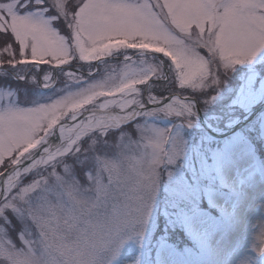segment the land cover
<instances>
[{"label":"snow or ice","instance_id":"1","mask_svg":"<svg viewBox=\"0 0 264 264\" xmlns=\"http://www.w3.org/2000/svg\"><path fill=\"white\" fill-rule=\"evenodd\" d=\"M0 34V264H111L154 182L117 136L172 113L173 75L193 89L212 77L198 48L225 67L250 62L264 49V0H0ZM10 80L32 85L25 106ZM145 138L167 154V133Z\"/></svg>","mask_w":264,"mask_h":264},{"label":"rangeland","instance_id":"2","mask_svg":"<svg viewBox=\"0 0 264 264\" xmlns=\"http://www.w3.org/2000/svg\"><path fill=\"white\" fill-rule=\"evenodd\" d=\"M191 32L195 38L194 26ZM197 51L212 59V77L193 89L180 88L173 75L164 92V98L180 95L196 102L183 100L181 104L190 107L182 115L175 114L180 106L175 103L171 114L157 110L128 123L122 128L123 137L116 138L117 144L137 147L130 158L152 165L154 182L142 224L123 238L111 264H264V254L259 252L264 247V110L223 138L205 129L196 110L197 103L207 126L223 133L261 105L264 49L250 62L230 67L218 56L210 57L205 48ZM152 55L170 63L162 53ZM112 64L117 74L123 71L122 62L113 60ZM21 83L12 87L19 89L20 104L25 106L31 99L26 90L32 85ZM138 87L146 101V86ZM161 91L163 87L154 86L152 94L159 96ZM159 133H167L168 143L161 145L167 154L148 146L145 137L155 141ZM104 158L113 160L115 156ZM156 159L159 162L153 164ZM212 195L226 205L214 206ZM170 235H176L177 241H170ZM15 243L23 246L19 240Z\"/></svg>","mask_w":264,"mask_h":264},{"label":"water","instance_id":"3","mask_svg":"<svg viewBox=\"0 0 264 264\" xmlns=\"http://www.w3.org/2000/svg\"><path fill=\"white\" fill-rule=\"evenodd\" d=\"M174 95H171V96H168L166 98H164V102L165 103H168L171 101V98L173 97ZM178 96L179 98H181L182 100H191V101H194L196 102L195 98L193 97H182L180 95H176ZM196 110L197 112L199 113L200 115V120H201V123L202 125L205 127V129L211 134L213 135L214 137L216 138H223L225 137L226 135H229L231 133H233L234 131L238 130L240 127H242L243 125H245L248 121H250L256 114H258L260 111L264 110V102L259 105L258 107L254 108L251 112H249V114H247L245 117L241 118L239 121H237L231 128H229L227 131L223 132V133H217L215 132L210 126H207L205 120L203 119L202 117V112H201V109L199 108L198 104L196 103ZM131 123V122H129Z\"/></svg>","mask_w":264,"mask_h":264},{"label":"bare ground","instance_id":"4","mask_svg":"<svg viewBox=\"0 0 264 264\" xmlns=\"http://www.w3.org/2000/svg\"><path fill=\"white\" fill-rule=\"evenodd\" d=\"M173 97H175V98H177L176 99V102L175 103H182L183 102V100L181 99V98H179L178 96H173ZM171 103L173 102L172 101V99H171V101H170ZM214 131H216V128L215 127H213L212 125H210V124H208ZM210 202L214 205V206H217V207H223V206H225L226 204L224 203V201L220 198V197H218L217 195H212L211 197H210Z\"/></svg>","mask_w":264,"mask_h":264},{"label":"trees","instance_id":"5","mask_svg":"<svg viewBox=\"0 0 264 264\" xmlns=\"http://www.w3.org/2000/svg\"><path fill=\"white\" fill-rule=\"evenodd\" d=\"M3 35L4 34H0V41H3V39H2ZM9 83L11 84V86H13L14 84H22L21 81H17V80H10ZM169 238H170V241H172V242H176L177 241V236L176 235L175 236L174 235H172V236L170 235Z\"/></svg>","mask_w":264,"mask_h":264},{"label":"flooded vegetation","instance_id":"6","mask_svg":"<svg viewBox=\"0 0 264 264\" xmlns=\"http://www.w3.org/2000/svg\"><path fill=\"white\" fill-rule=\"evenodd\" d=\"M42 67L49 68L51 66L50 65H42ZM64 67H67V66H64Z\"/></svg>","mask_w":264,"mask_h":264}]
</instances>
